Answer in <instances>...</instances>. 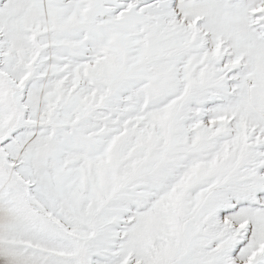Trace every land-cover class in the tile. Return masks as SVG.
Returning <instances> with one entry per match:
<instances>
[{"label": "snow or ice", "instance_id": "1", "mask_svg": "<svg viewBox=\"0 0 264 264\" xmlns=\"http://www.w3.org/2000/svg\"><path fill=\"white\" fill-rule=\"evenodd\" d=\"M0 264H264V0H0Z\"/></svg>", "mask_w": 264, "mask_h": 264}]
</instances>
